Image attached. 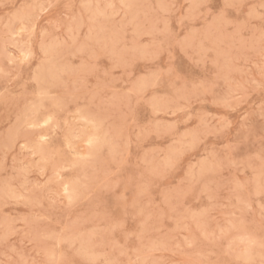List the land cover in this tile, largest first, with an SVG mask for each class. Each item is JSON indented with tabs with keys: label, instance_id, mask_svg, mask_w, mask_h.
I'll return each mask as SVG.
<instances>
[{
	"label": "rangeland",
	"instance_id": "374dc122",
	"mask_svg": "<svg viewBox=\"0 0 264 264\" xmlns=\"http://www.w3.org/2000/svg\"><path fill=\"white\" fill-rule=\"evenodd\" d=\"M0 113V264H264V0H0Z\"/></svg>",
	"mask_w": 264,
	"mask_h": 264
},
{
	"label": "bare ground",
	"instance_id": "6f19581e",
	"mask_svg": "<svg viewBox=\"0 0 264 264\" xmlns=\"http://www.w3.org/2000/svg\"><path fill=\"white\" fill-rule=\"evenodd\" d=\"M32 1V0H31ZM39 1V0H38ZM122 1V0H121ZM86 3V2H85ZM11 4V3H10ZM81 4H82V1H81ZM27 5V4H26ZM35 6V5H34ZM42 6V5H41ZM126 6V5H125ZM27 8V7H26ZM36 8V7H35ZM34 9V8H33ZM22 10V9H21ZM35 10V9H34ZM121 10V9H120ZM102 12V11H101ZM101 12H99V13H101ZM105 12V11H104ZM104 12H102V13H104ZM31 13V12H30ZM64 14V13H63ZM35 15V14H34ZM93 14L91 13V16H92ZM99 15H101V14H99ZM103 16L102 17H104V14H102ZM93 16H95V15H93ZM34 17V16H33ZM32 17V18H33ZM39 17V16H38ZM93 17H91V19H92ZM97 18V17H96ZM34 19V18H33ZM81 19V18H80ZM87 20V19H86ZM132 20V19H131ZM130 20V21H131ZM134 20V19H133ZM94 22V21H93ZM132 22V21H131ZM31 23V22H30ZM80 23H81V21H80ZM27 25V24H26ZM79 25H81V24H79ZM76 26H78V24L76 25ZM18 28V27H17ZM71 28V27H70ZM69 28V29H70ZM93 28V27H92ZM102 28V27H101ZM59 29V28H58ZM76 29L78 30L79 29V27L77 28L76 27ZM72 30V29H71ZM101 30V29H100ZM15 31V30H14ZM19 31H20V29H19ZM22 31V30H21ZM8 32V31H7ZM67 32V31H66ZM69 32V31H68ZM76 32V31H75ZM134 33H135V31H134ZM72 34V33H71ZM78 34V33H77ZM11 35V34H10ZM16 35V34H15ZM102 35V34H101ZM71 36V35H70ZM76 36V35H75ZM66 37V36H65ZM69 36H67V38H68ZM94 37H96V36H94ZM71 38V37H70ZM11 39V38H10ZM64 39V38H63ZM69 39V38H68ZM3 40V39H2ZM5 40V39H4ZM62 40V39H61ZM74 40V39H73ZM73 40H71V41H73ZM77 40V39H76ZM55 41V40H54ZM19 42H21V41H19ZM63 42V41H62ZM81 42H83V41H81ZM75 43V42H74ZM56 44H59L58 42L56 43ZM75 44H77V43H75ZM53 45H54V43H53ZM80 45V44H79ZM19 46V45H18ZM43 46V45H42ZM59 46H60V44H59ZM87 46V45H86ZM16 47V46H15ZM57 47V46H56ZM77 47H78V45H77ZM76 47V48H77ZM88 47V46H87ZM20 48V47H19ZM18 48V49H19ZM45 48H48L47 46L45 47ZM54 48V47H53ZM72 48V47H71ZM76 48H75V50H76ZM79 48H81L80 46H79ZM40 49V48H39ZM54 50V49H53ZM25 51V50H24ZM55 51V50H54ZM78 51V50H77ZM83 51V50H82ZM80 52H81V50H80ZM79 53V52H78ZM23 54V53H22ZM44 54H46V53H44ZM53 54V53H52ZM27 55V54H26ZM92 55V54H91ZM22 55H21V53H20V56L18 57L19 59H20V57H21ZM25 56V55H24ZM65 56V55H64ZM23 57V56H22ZM21 57V58H22ZM63 57V56H62ZM72 57V56H71ZM94 57V56H93ZM59 58V57H58ZM89 58V57H88ZM23 59V58H22ZM27 59H29V58H27ZM62 59V58H61ZM17 60V59H16ZM41 63V62H40ZM19 64V63H18ZM42 64V63H41ZM81 65V64H80ZM92 67V66H91ZM49 68V67H48ZM46 69V68H45ZM63 69V68H62ZM61 69V70H62ZM65 69V68H64ZM85 69V68H84ZM53 70V69H52ZM47 71V70H46ZM49 71V70H48ZM50 71H51V69H50ZM49 71V72H50ZM64 71V70H63ZM57 72V71H56ZM56 72H55V74H56ZM59 72H60V70H59ZM33 73V72H32ZM47 73V72H46ZM48 74H50V73H48ZM65 74V73H64ZM51 75H53V74H51ZM57 76V75H56ZM53 78V77H52ZM55 78V77H54ZM57 78V77H56ZM35 79V78H34ZM42 80V79H41ZM55 80V79H54ZM56 81V80H55ZM48 82V81H47ZM50 83V82H49ZM57 83V82H56ZM60 83V82H59ZM61 84H63V83H61ZM141 84V83H140ZM36 85V84H35ZM40 88V87H39ZM140 88V87H139ZM138 89V88H137ZM55 90V89H54ZM40 91V90H39ZM44 91V90H43ZM48 91V90H47ZM58 91V90H57ZM84 91V90H83ZM133 91V90H132ZM24 92V91H23ZM39 93V92H38ZM46 93V92H45ZM44 93V94H45ZM19 94V93H18ZM67 94V93H66ZM73 94V93H72ZM41 96V95H40ZM43 96V95H42ZM45 96H46V94H45ZM38 98H40V97H38ZM52 98V97H51ZM54 98V97H53ZM57 98V97H56ZM22 100V99H21ZM53 100V99H52ZM61 100V99H60ZM30 103V102H29ZM31 103H32V101H31ZM54 104V103H53ZM32 105V104H31ZM134 105V104H133ZM35 106H37V105H35ZM38 106H39V104H38ZM37 106V107H38ZM53 106V105H52ZM56 106V105H55ZM223 106V105H222ZM33 107H31L30 109H32ZM41 108H42V106H41ZM44 108V107H43ZM42 108V109H43ZM55 108V107H54ZM29 109V110H30ZM33 109H35V107L33 108ZM37 109V108H36ZM26 111V110H25ZM25 111H24V113H25ZM38 111V110H37ZM77 111V110H76ZM29 112V111H28ZM31 112V111H30ZM78 112V111H77ZM38 113V112H37ZM1 114V113H0ZM8 114V113H7ZM28 115V114H27ZM33 115V114H32ZM31 115V116H32ZM23 117V116H22ZM24 117H25V115H24ZM18 118H20V117H18ZM17 117H16V119H18ZM29 118V117H28ZM26 119H27V117H26ZM30 119V118H29ZM49 119V118H48ZM14 120H15V118H14ZM18 121V120H17ZM30 121V120H29ZM46 121V120H45ZM16 122V121H15ZM19 122V121H18ZM17 122V123H18ZM19 124V123H18ZM41 125V124H40ZM43 125H44V123H43ZM15 126V125H14ZM17 126V125H16ZM15 126V127H16ZM19 126H20V124H19ZM21 127V126H20ZM29 127V126H28ZM13 128V127H12ZM22 128V127H21ZM38 128V127H37ZM16 129H18V128H16ZM86 130L88 129V128H85ZM13 130H15V129H13ZM89 130V129H88ZM10 131V130H9ZM27 131V130H26ZM33 131V130H32ZM11 132V131H10ZM15 132V131H14ZM18 132V131H17ZM53 132H54V130H53ZM20 133V132H19ZM18 133V134H19ZM89 133H90V131H89ZM127 133V132H126ZM11 134H12V132H11ZM17 134V133H16ZM74 135V134H73ZM128 136V135H127ZM75 137V136H74ZM123 137V136H122ZM26 138V137H25ZM38 138H41V137H39V135H38ZM7 140H8V138H6ZM23 139V138H22ZM42 140V139H41ZM64 140V139H63ZM15 142V141H14ZM69 143V142H68ZM79 143V142H78ZM78 143H77V145H78ZM86 143L87 144H89V145H94V143H96V138L95 137H89L87 140H86ZM22 145V144H21ZM39 145V144H38ZM41 145V144H40ZM81 145V144H80ZM83 145V144H82ZM74 146V145H73ZM79 146V145H78ZM95 146V145H94ZM9 147V146H8ZM85 147H86V145H85ZM90 147V146H89ZM101 147V146H100ZM28 148V147H27ZM34 148V147H33ZM37 148V147H36ZM71 148V147H70ZM69 148V149H70ZM76 148V147H75ZM83 148V147H82ZM87 148V147H86ZM31 149V148H30ZM76 149H78V148H76ZM80 149V148H79ZM38 150V149H37ZM72 150H73V148H72ZM87 150H88V148H87ZM86 150V151H87ZM39 151H42V150H39ZM38 151V152H39ZM94 151V150H93ZM173 151V150H172ZM84 152V151H83ZM77 153V152H76ZM75 153V154H76ZM37 154H39V153H37ZM42 154V153H41ZM40 155V154H39ZM79 155V154H78ZM85 155V154H84ZM86 155H87V153H86ZM35 156V155H34ZM85 158H88V157H86L85 156ZM38 160H39V158H38ZM40 162V161H39ZM38 163V162H37ZM76 163H77V161H76ZM36 165V164H35ZM164 165V164H163ZM166 165V164H165ZM264 165V164H263ZM85 167V166H84ZM59 169V168H58ZM65 169V168H64ZM34 170V169H33ZM57 170V169H56ZM51 174V173H50ZM56 174V176H58V174H57V172L55 173ZM52 175H54V174H52ZM23 176V175H22ZM51 176H49V178H50ZM53 177V176H52ZM71 179V178H70ZM47 180V179H46ZM75 180H76V178H75ZM45 181V180H44ZM48 181V180H47ZM52 181H54V180H52ZM71 182V181H70ZM45 183H46V181H45ZM72 183H73V181H72ZM74 184V183H73ZM76 184V183H75ZM46 185V184H45ZM73 186V185H72ZM62 188V187H61ZM8 189V188H7ZM6 191V190H5ZM13 191V190H12ZM56 191V190H55ZM66 191V190H65ZM77 191V190H76ZM8 192H10V191H8ZM28 192V191H27ZM57 192V191H56ZM12 193V192H11ZM14 193V192H13ZM58 193V192H57ZM10 194V193H9ZM63 194H65V193H63ZM7 195V194H6ZM12 195V194H11ZM14 195V194H13ZM25 195V194H24ZM61 196V195H60ZM65 196V195H64ZM1 197V196H0ZM14 198V197H13ZM65 198V197H64ZM63 198V199H64ZM15 199H17V197L15 198ZM19 199V198H18ZM28 199V198H27ZM68 199V198H67ZM66 199V200H67ZM74 200V199H73ZM72 200V201H73ZM30 203V202H29ZM1 209V208H0ZM31 209V208H30ZM28 223V222H27ZM5 227L3 226V229H4ZM7 228V227H6ZM5 232V231H4ZM10 233V232H9ZM53 233V232H52ZM6 234V233H5ZM4 235V234H3ZM41 238V237H40ZM247 238V237H246ZM67 239V238H66ZM83 240V239H82ZM242 240V239H241ZM67 241V240H66ZM245 242H246V240H245ZM250 242V241H249ZM248 242V243H249ZM247 243V244H248ZM255 244V243H254ZM73 245V244H72ZM52 247V246H51ZM70 249V248H69ZM53 250V249H52ZM51 252V251H50ZM78 252V251H77ZM80 252V251H79ZM47 253V252H46ZM45 253V254H46ZM120 253H122V252H120ZM245 253H247L246 251H245ZM99 254V253H98ZM47 255V254H46ZM100 255V254H99ZM247 256V255H246ZM249 256V255H248ZM251 256V255H250ZM240 258L242 257V256H239ZM245 257V256H244ZM88 258V257H87ZM247 258V257H246ZM239 259V258H238ZM248 259H250V258H248ZM245 260V259H244ZM107 262V261H106ZM111 261H110V258H109V263H110Z\"/></svg>",
	"mask_w": 264,
	"mask_h": 264
}]
</instances>
